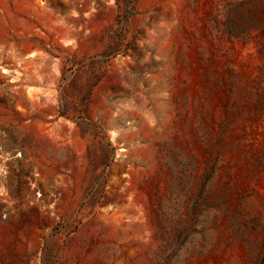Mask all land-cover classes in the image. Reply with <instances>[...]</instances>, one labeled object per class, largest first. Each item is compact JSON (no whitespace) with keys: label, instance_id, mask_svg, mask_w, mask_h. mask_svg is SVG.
Wrapping results in <instances>:
<instances>
[{"label":"rangeland","instance_id":"rangeland-1","mask_svg":"<svg viewBox=\"0 0 264 264\" xmlns=\"http://www.w3.org/2000/svg\"><path fill=\"white\" fill-rule=\"evenodd\" d=\"M0 264H264V0H0Z\"/></svg>","mask_w":264,"mask_h":264}]
</instances>
